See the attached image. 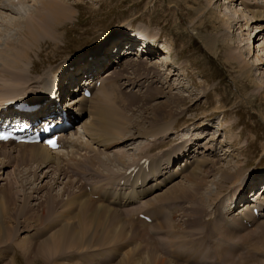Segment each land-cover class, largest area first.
Returning a JSON list of instances; mask_svg holds the SVG:
<instances>
[{"label":"rangeland","instance_id":"374dc122","mask_svg":"<svg viewBox=\"0 0 264 264\" xmlns=\"http://www.w3.org/2000/svg\"><path fill=\"white\" fill-rule=\"evenodd\" d=\"M41 1L0 0V86L6 84L4 89L8 91L7 93L5 90L2 92L7 96L17 91L22 92L24 88L19 87L25 83L27 85L28 82L29 85L24 86L28 88L26 90L28 92L34 90L38 86L34 83L41 82L43 77L62 72L65 67L62 64L65 62L77 61L76 58L80 55L88 50L92 51L93 48L107 41L113 43L128 37H137L138 40L143 39L154 45L158 44L162 50L155 54L156 58L151 62H159L161 68L160 65L142 62L129 65L127 68L123 66L112 76V80L115 81L113 85L119 86L120 83L117 81L125 79L122 82L129 85H131L129 82H132V87L122 84L115 92H112L108 88L107 81L106 88L104 87L101 93H95L96 96L102 93L106 95L101 97V101L96 98L95 107L102 108L104 112L102 123L107 121L115 126L112 130L117 133L112 135L118 141L112 146L113 148L109 145L105 146L104 143L102 145L97 140L93 142L90 136L86 135L83 129L84 124L89 125L92 120L93 122L96 120V124L100 121L87 111L79 120L77 126L79 132L75 133L76 136L74 133L70 134L73 135L71 138L75 139V143L78 142V146L66 143L60 153H53V155H59V160L54 164L56 162L59 164L61 161L62 166L60 167L58 165L55 168L54 164H46L48 166L45 165V168L44 165L41 166L35 161L25 166H18L23 149L21 147L20 150L14 147L9 148L8 145L0 146V151L9 150L6 155H0V161H6L7 156L11 155L15 162L3 169L0 177V180L3 179L0 181V197L7 195L8 190L9 193L14 194H11L13 203L9 206L6 218H0L6 227L4 237L7 241L0 242V264H9L10 260H15V264H48L49 260L51 261L49 264H57V261L58 264L59 262L62 264H125L126 262V264L135 262L153 264L151 262L154 257L178 264V257L181 259L189 255L188 251L179 250L182 245H193L191 242L193 232L196 235L193 238L195 243L205 238L208 239L194 247L199 257L203 256L207 248L205 245H208L211 247L208 255L212 252L213 256L218 255V263H222L225 257L228 264H264V222L261 223L262 220L257 224L252 223L253 229L238 227V230H235L239 225L237 221H233L234 223L228 221V228L224 225L226 223L218 221L220 216L234 219L229 217L230 210H227V200L230 197L235 200L241 191L236 188H241L247 182L243 177L250 176L251 178L252 175L264 173V28H262L264 20H258L257 13L252 12H264V0H215L210 3L208 0H63V3L72 5L74 10L69 20H66L58 29L53 27L51 21L47 24L36 19L40 16ZM246 3L250 8H246ZM13 4H21V9L19 10ZM33 18L36 21H32ZM30 22L34 23L38 29L36 40L28 37L27 27ZM162 45L166 46V51L163 50ZM23 50L28 52L26 59L24 58L26 52L23 53ZM20 51L23 53L21 54L22 59L19 58L18 63H15L17 58L14 57ZM97 65L98 63L95 64ZM79 66L81 67L82 64H77L76 69ZM240 66L243 67V71ZM15 76L19 80H16ZM44 81L48 83L47 80ZM137 82L140 84L134 86ZM130 91L138 93H130ZM21 92L17 96L22 95ZM174 95L180 96L178 102L183 105L180 103L181 106L177 107L172 104L170 108L165 109L169 104L168 98L171 99ZM91 106L88 108L90 109ZM158 108L164 109L158 111ZM169 111L173 114L170 115ZM121 123H124V128L120 125ZM91 128L93 129V126ZM163 131H167L165 139L162 138L163 134H160ZM190 134L201 136L196 142L198 141L197 143L202 146L205 145L204 148L207 151L203 149L201 152L204 154H202L203 158L207 159L205 162L208 161L209 164L202 166V174L200 171L189 174L192 168L186 175L187 177L183 176L173 185L178 184L175 191L179 193L173 194L169 205H167L168 200L163 201L162 198L170 193L173 186L157 194L158 196L148 203L150 206L155 204L156 207L167 206V209L176 215L174 220L170 221V217L167 220L164 216L155 224L156 228L152 223H148V228H146L137 221L136 215L134 217L123 216L120 211L117 213L118 210L108 205L90 200L88 193L84 191V184L80 182V177H84L83 181L89 177L87 179L89 181H85L86 184L95 188L96 184L112 181L113 177L125 171L126 165L133 163L140 155L147 152L155 153L152 150H156L154 147L157 142L170 141L164 143L165 147L160 149L163 154H166L165 152L177 143H172L171 139L177 137L178 142H182L196 137L192 135L181 138V136ZM214 136L216 140H213ZM154 141L157 142L154 144ZM161 147L163 145L157 146V148ZM181 147L180 150L183 148ZM210 147H214L215 152H212ZM25 151L28 154L29 149ZM90 157L93 158L94 165H84V163L88 164L87 160H90ZM55 158L58 159V156ZM99 159L102 162L97 161ZM24 161L29 162L28 155ZM78 162L80 166L75 167V163L78 164ZM71 166L80 171L76 173V178ZM59 169L62 170V177L58 175ZM33 171L39 174V179L36 181L33 180ZM225 171L241 175V180L233 184L225 182L224 177L229 174L225 176ZM198 174H200L199 193L205 196L208 202L204 215L201 214V221L198 219V222H195L197 216L192 217L189 209L192 206L190 200L192 195L181 194V190L178 191V189L185 190ZM138 177L140 178L139 175ZM257 178L262 179L261 175ZM24 179H26L25 183ZM26 181H31L32 184ZM113 181L116 182V180ZM11 183H13L12 188L9 186ZM90 183L93 185L91 186ZM218 185H222L223 189L219 191L221 195L216 196ZM230 187L235 188H232V193L227 195L226 190ZM233 189L236 190L233 191ZM34 190L36 193H33ZM108 192L109 190L106 189V193ZM139 192L144 195L145 190ZM51 195L60 197V199L55 212L53 211L50 215L46 206L47 199ZM208 198L210 200H207ZM220 200L224 205L222 210L225 213L223 214L215 209ZM23 202H27L28 207L21 211ZM84 202L85 205L89 204V208L93 211L96 209V212H100L102 206L109 209L110 214L109 212L108 214L111 215L113 226L119 227V232L123 230L126 233L125 240L123 242L115 240L112 245H102L104 231L101 226L105 224L106 229L110 228L111 226L106 222L110 218H96L93 221L95 218L81 215L82 211L84 212L81 209ZM69 203L70 205L72 203V207ZM136 204L138 202L133 203L132 206ZM148 212L151 213V211ZM164 221L172 224L170 232L173 233V237H178L173 242L180 243L179 247L170 242L172 237L164 238L167 236L165 235L167 232H163V230L167 231L163 227ZM235 222L238 224L234 225ZM79 223L87 224V226L82 224L84 228L87 227V230L83 229L84 232H82L80 226L79 229L77 228V233L80 234L84 245L91 246L89 250H68L67 257L65 255L64 259H61L60 255L53 259L51 254L40 253L39 246L45 240L65 226L79 225ZM150 229L162 231L161 237L148 236L146 233ZM228 232L233 233L230 235L231 238L224 236V233L228 234ZM237 232L239 233L236 234ZM112 233L113 231L109 230L106 240L111 238ZM200 234L204 238H201ZM234 235L239 238H235ZM241 237H243L242 240ZM213 239L217 242L213 243ZM24 240L31 243L27 262L19 253L17 246V243ZM98 240L99 244H97ZM231 240L232 244H229ZM238 243L242 244L238 250L239 253L245 249L243 245L247 243L255 254L253 256L251 254L242 256V254L236 259L235 252ZM162 244L167 247L166 255L160 253ZM63 245L64 243L61 244ZM120 247L123 249L117 252V248ZM219 250L222 253H219ZM229 254L230 256L226 257ZM112 255L113 259L110 261ZM128 259L131 261L129 262Z\"/></svg>","mask_w":264,"mask_h":264},{"label":"bare ground","instance_id":"6f19581e","mask_svg":"<svg viewBox=\"0 0 264 264\" xmlns=\"http://www.w3.org/2000/svg\"><path fill=\"white\" fill-rule=\"evenodd\" d=\"M77 1V0H76ZM211 1H215V0H208V3H210ZM218 1V0H217ZM19 3H21L22 4V2H19ZM41 3H42V7H40L39 9H40V16L39 17H36V19H38V21L40 20V22H42V23H47V24H49V22L51 21V24L53 25V27H57L56 29H58V28H60V27H62L63 25V23H65V21L66 20H69L68 18H70V16L73 14L72 12H73V10H74V8L72 7V5H68V4H66V3H63V0L62 1H59V0H42L41 1ZM21 4H13V6H15V7H17L19 10L21 9ZM253 6V5H252ZM246 8H250L249 7V4H247L246 3ZM14 11V10H13ZM16 12L17 13H19V11L18 10H16ZM252 12H254V14L255 13H257V15H256V17H257V19L258 20H264V12H262V11H252ZM15 13V12H14ZM72 13V14H71ZM22 14V13H21ZM226 17V16H225ZM227 18V17H226ZM36 19L35 18H33V20L32 21H36ZM31 23V22H30ZM29 23V25H28V27H27V30H28V37H30V39H33V40H36L37 39V31H38V29H37V27H35L34 26V23H31L30 24ZM30 25H32V26H30ZM264 25V24H263ZM262 28H264V27H262ZM264 30V29H263ZM140 41H143V44H145V43H148V44H150L149 42H148V40H140ZM30 44V43H29ZM162 47L164 48L163 50H165L166 51V46H164V45H162ZM168 49V48H167ZM22 51H20V52H17V55L14 57V58H17L16 59V61H15V63H18V60H19V58H21L22 59V56H21V54H23V53H25L26 52V55L24 56V58L26 59L27 57V55H28V52L26 51V50H23V53H21ZM158 53V52H157ZM117 56H120V54L118 53V55ZM149 60H150V57H149ZM25 62V61H24ZM138 62H142V63H146V64H156V66H157V62H155V63H149V61H148V59H134V58H131V59H127V60H123L122 61V63H119V65H118V67H120V69H118V70H113L110 74H107L105 77H103V79H102V84L99 86V88H94V93H93V95H91L89 98H84V97H82L80 94H78L77 96H79V97H77L76 98V100H75V97H73V99L74 100H72V101H70V100H67L68 101V103L66 104V106H69L71 109H72V113H74V110H75V112H77L78 113V116L79 115H81V113H85L86 111L88 112V113H92L93 114V116L94 117H96V119H99L100 121H99V123H97V124H100V125H97L96 124V120L93 122V120L92 121H90V123H89V125H87V124H84V127H83V129H85L84 131H85V133H86V135L89 137L90 136V138L93 140V142L95 141V140H97V141H100V144H102V143H104L105 144V146H111V148H113L112 146L114 145V144H116L117 143V138H113V135L115 134V133H117V132H115L114 133V131L112 130V129H114L115 128V126H113L110 122H107L106 121V118H105V121L106 122H101L102 120V117H103V111H102V108H99V107H95V104L97 103H95V101H96V98L97 99H99V101H101V97L103 96V95H105V94H99L98 96H96V94L95 93H101V91L104 89V87L106 86V83H107V81H108V84H109V90H111L112 92H115V90L117 89V87L119 88V86H122V84L123 85H129L128 83H125V82H122V80H125V79H121V81H117L118 83H120V85L119 86H116V85H113V83L115 84V81H113L112 79V76H114L118 71H120L122 68H123V66L125 67L126 66V68H127V66H131L132 64H135V63H138ZM14 63V64H15ZM255 64V63H254ZM84 68L85 69H87V70H83L84 72L83 73H79L78 71H76V73H78V75H80V77H77L76 78V80L78 79V81H76V83H78V82H81L83 79H84V76H85V74L86 73H89L90 75H93V73H95L96 72V68H94V69H89L88 68V66H84ZM240 68H241V70L243 71V67L242 66H240ZM126 70V69H125ZM75 73V74H76ZM17 76V75H16ZM15 76V77H16ZM12 78V77H11ZM46 79V78H45ZM44 78L41 80V82H36L37 84H39V86H38V88H40V86L41 85H44V84H46L45 83V80ZM8 80H9V78H8ZM16 80H19V79H17V77H16ZM13 81V80H12ZM44 81V82H43ZM122 82V83H121ZM162 82V81H161ZM4 83V82H3ZM34 83V82H33ZM76 83H74V81L72 80L71 81V83L70 84H72V85H69L70 87L69 88H73V87H75V86H77V84ZM129 83H131V85H130V87L132 86V82H129ZM117 84V83H116ZM140 83H136L134 86H138ZM6 87V84H3V86L1 87L0 86V101L2 100V101H7V100H9V99H13V97L14 96H16L17 97V95L21 92V91H17V92H14V93H11V94H9L8 96H7V94H5V93H7V91L4 89ZM25 88H27V87H25ZM25 88L23 89V91L21 92V94L22 95H24V92H25ZM37 88V87H36ZM106 88V87H105ZM122 88V87H121ZM28 89V88H27ZM35 89V88H34ZM42 89H44V87L42 88ZM100 89V90H99ZM6 91L5 93H3L2 91ZM38 90V89H37ZM41 90V89H40ZM40 90H38V92H41ZM60 90H61V92H63V91H65L63 88H60ZM108 90V91H109ZM26 92H28V90L26 91ZM112 92H111V94H112ZM133 93L134 92H136V91H132ZM132 92H130V93H132ZM3 93V94H2ZM136 93H138V92H136ZM37 94H39V93H35V96L37 97ZM61 94V93H60ZM94 96V97H93ZM106 96V95H105ZM105 96H104V98H105ZM15 97V98H16ZM172 98L171 99H169L168 98V103L169 104H167V106H166V108L165 109H167V108H170L171 107V105L172 104H174V106H181V104L178 102L179 101V98H180V96L179 95H174V96H171ZM107 98V97H106ZM108 99V98H107ZM90 100H92V101H90ZM75 101V102H74ZM71 102V104H69ZM89 102H91V103H89ZM88 103H89V105H88ZM75 104V105H74ZM90 105H92L91 106V108L89 109L88 107L90 106ZM183 105V104H182ZM99 106H101V105H99ZM74 109V110H73ZM164 108H158V111H161V110H163ZM52 110H55L54 108L52 109ZM98 111V112H97ZM167 112V111H166ZM169 114L170 115H172L173 113L172 112H170L169 111ZM86 115V114H85ZM93 116H92V118H93ZM114 118H115V116H113ZM104 118V117H103ZM112 118V117H111ZM117 119V118H116ZM107 120H108V118H107ZM119 120V119H118ZM120 122V121H119ZM102 123V124H101ZM124 124V123H123ZM123 124L121 123L120 125H122V128H124V126H123ZM119 125V127H121ZM91 126H93V129L91 128ZM113 131V133H111L112 131ZM123 130H125V129H123ZM77 131V130H76ZM113 134V135H112ZM74 136H76L75 134H74ZM194 138H197V140H199V136H197V137H194ZM61 139V141L62 142H65V143H70L71 145H73V146H75V147H77L78 145V142L77 143H75V139H73V138H71V137H69V135L67 134V135H65L64 136V138L62 139V138H60ZM102 139V140H101ZM214 139V138H213ZM74 140V141H73ZM78 141V140H77ZM191 142V140H184V141H179V142H177L176 144H173L172 145V148H170V149H168L165 153L166 154H163V155H167L169 152H172V156H169L168 158H167V161L168 162H170V160H173L174 158H175V156H178V155H180V154H184V153H186V152H190L191 151V148L189 149L187 146H192V144L191 143H188V142ZM96 142V141H95ZM82 143V142H81ZM184 144V146H182ZM3 145H5V147H6V145H8V144H0V146H3ZM33 146H31V147H29L28 145H20V146H10V147H14V148H22L23 150H21V153H20V159H19V161H18V166H21V165H23V166H25L27 163H34V161L35 162H38L39 163V165H44V167H45V165L46 164H49V163H54L55 161H58L59 160V155H57L58 153H60V150L59 151H49L48 149H46L44 146H42V145H40V144H32ZM103 145V144H102ZM158 145H163V147H161V148H157V146ZM80 146V145H79ZM164 146H165V144L164 143H158V144H156V146L154 147V149H163L164 148ZM183 148H182V147ZM9 147V148H10ZM182 148L181 150L179 149V148ZM17 149V150H18ZM27 149H29V152H28V154L26 153V151L25 150H27ZM106 149H108V148H106ZM1 150V149H0ZM12 150V149H11ZM16 150V149H15ZM20 150V149H19ZM79 150H81V149H79ZM210 150V149H209ZM9 151V150H8ZM8 151H0V155H6V153L8 152ZM13 153H14V150L12 151ZM20 152V151H19ZM64 152V151H63ZM62 152V153H63ZM12 153V154H13ZM53 153L55 154V153H57L56 155H53ZM8 154H10V153H8ZM97 154V153H96ZM27 155H28V158H29V162H25L24 160L26 159V157H27ZM58 156V159H56L55 157H57ZM96 157H98L97 155H96ZM163 157V156H162ZM17 159L19 158V157H16ZM91 158V157H90ZM152 158H155L153 161H152V163H150V165H149V168H157L158 166H160V165H162V164H164V163H166L167 161L165 160V161H163V162H161L159 159L161 158L160 157V155H158V154H156L155 156H153ZM13 156H7V160L6 161H0V177H1V175L3 174L2 173V170L3 169H5V168H7L8 166H10V165H12L13 163H15L13 160ZM76 159V158H75ZM98 159V158H97ZM101 159V158H100ZM97 160V161H101V160ZM204 159V160H203ZM16 160V159H15ZM83 160V159H82ZM87 160V159H86ZM205 160H207V159H205V158H203V156H201L200 158H196L195 160H194V162H193V164H192V167H190V170L189 171H191V169L193 168V170L189 173V171L186 173V174H184L183 176H186L188 173L189 174H191V173H196L197 171H200V174H202L203 173V171H202V169H203V165L204 166H206L207 164H209L208 163V161H207V163L205 162ZM33 161V162H32ZM70 161V160H69ZM73 161V160H72ZM88 162V164H85L84 163V165H94V161H93V158H91L90 160H87ZM109 162H111L110 160H108ZM71 162V161H70ZM77 162V161H76ZM102 162V161H101ZM189 163H190V161H188ZM187 162V160H185V163H183V164H181V166H183V165H186V163H188ZM60 163H61V161H59V164L56 162L55 163V168H57V166L59 165V167H60ZM74 163V162H73ZM136 163V162H135ZM37 164V163H36ZM76 165H74L75 167H78V166H80L79 165V162H78V164L77 163H75ZM138 164V163H137ZM137 164H134V165H137ZM38 165V164H37ZM104 166H106V165H104ZM40 167V166H39ZM75 167H73V166H71V168H72V171L75 173V176H76V173L78 174L80 171L78 170V168H75ZM101 167V166H100ZM46 168V167H45ZM64 168V167H63ZM92 168V167H91ZM85 169V168H84ZM89 169V168H88ZM96 171V170H95ZM50 172V171H49ZM61 172H62V170L61 169H59V172H58V175L59 176H61L62 174H61ZM87 172H90L89 170H87ZM30 173V172H29ZM60 173V174H59ZM73 173V174H74ZM94 173V172H93ZM96 173H97V171H96ZM222 173H223V171H222ZM227 173H229V172H226L225 171V173H224V175L225 174H227ZM57 174V173H56ZM69 174V173H68ZM159 174V172L158 173H156V174H154L153 176H156V175H158ZM200 174H198L197 176H195L194 177V179L192 180V182L190 183V186L189 187H187L185 190H182V189H178V191H180L181 190V194H191L192 195V197H191V201H192V206L189 208L190 210H191V214H192V217H196L197 216V218L195 219V222H198V219L201 221V219L202 218H200L202 215H204V210L206 209V205H207V202H206V199H205V196H203V195H201L200 193H199V188H200V182H199V176H200ZM57 175V176H58ZM82 175V174H81ZM84 175V174H83ZM108 175V174H107ZM139 175V174H138ZM146 175L147 174H145V177H146ZM171 175H173V174H170L169 175V177H171ZM258 175V174H257ZM256 175V176H257ZM59 176H58V179H59ZM97 176H98V174H97ZM110 176V175H109ZM114 176V175H113ZM183 176H182V178H183ZM226 176V175H225ZM62 177V176H61ZM187 177V176H186ZM227 177V178H226ZM226 177H224V179H225V182H229L230 184H233V183H235V182H238V181H240L241 180V175H237V174H232V173H229ZM64 178H65V175H64ZM67 178V177H66ZM81 178V181L80 182H82V184H84L85 186H87V184H86V180L87 179H89V177H87L84 181H83V179H84V177L82 176V177H80ZM181 178V179H182ZM37 179H39V174L37 173V171H33V180H37ZM2 181H3V179H1ZM0 180V181H1ZM25 180L26 179H24V183H25ZM114 180V177L112 178V181ZM32 181V180H31ZM29 182V181H26V183H29V184H32V182ZM87 181H89V180H87ZM246 181H248V180H246ZM11 182V181H10ZM178 182V181H177ZM16 183V182H15ZM88 183V182H87ZM91 184V186L93 185V183H90ZM175 184V183H174ZM174 184H172L171 186H173ZM246 184V183H245ZM255 184V183H254ZM253 184V185H254ZM12 185H13V183H11L9 186H11V188H12ZM83 185V187L85 188V186ZM108 185H110V184H108ZM240 185V184H239ZM26 186V185H25ZM170 186V187H171ZM170 187H168V188H170ZM177 187H178V184H176L175 186H173L172 187V189L169 191L170 193L169 194H167V195H164L163 196V198H162V200L163 201H166V200H171L172 199V197H173V194L174 193H179V192H177V191H175L176 189H177ZM83 188V189H84ZM94 188V187H93ZM153 187H150L149 189H152ZM168 188H166V189H168ZM230 188H235V187H230ZM247 189V187H239V188H236V189H241V191H239V194L237 195V197L235 198V199H238V198H241L242 196H245V194H243V189ZM108 189V188H107ZM165 189V190H166ZM217 189H218V194H216V196H219V195H221V193L219 192V191H221L222 189H223V186L222 185H218L217 186ZM236 189H233V191H235ZM33 190V189H32ZM142 190H145V189H142ZM142 190H139V191H142ZM164 190V191H165ZM250 190H251V188H250ZM11 191V190H10ZM85 191V190H84ZM139 191H137V192H139ZM164 191H162V192H160L159 194H161V193H163ZM11 192H14V191H11ZM137 192H131V194L128 196V197H126V196H122V197H120V195L118 194V195H116V196H108V198H105V196L104 195H100V201H97V203L99 202V203H102V204H104V205H108L109 207H111V208H113V209H116V210H118L117 211V213L120 211L122 214H123V216H130L131 217V215L132 214H134V211L133 210H130V209H122V208H120V206L122 205V204H125L126 203V201L128 200V202H130V199H134V198H136L137 196H139V195H141L140 194V192L139 193H137ZM32 193V192H31ZM33 193H36L35 192V190L33 191ZM88 193V195H89V197H90V193L89 192H87ZM105 193H106V191H105ZM144 194L146 193V190H145V192H143ZM166 193V192H165ZM232 193V192H231ZM11 194L12 193H9V190L7 191V195H5L4 194V196H2V197H0V218H6V216H7V214H8V211H9V206L11 205L12 206V203H13V200H12V198H11ZM106 194H109V192L108 193H106ZM158 194V195H159ZM12 195H14V194H12ZM158 195H156V196H154V197H152L150 200H152V199H154L155 197H157ZM15 197V196H14ZM72 197V196H71ZM74 198H75V196H73ZM72 197V198H73ZM161 197V196H160ZM235 197V196H234ZM159 198V197H158ZM14 199V198H13ZM36 199V198H35ZM59 199H60V197H57V196H54V197H52V195L50 196V198L49 199H47L48 200V202H47V206H46V208L47 209H49V211H50V215L53 213V211L55 212V209H56V207H57V205L59 204ZM87 199V198H86ZM92 198L90 197V200H91ZM124 199H126L125 201H124ZM26 200V199H25ZM93 200V199H92ZM149 200V201H150ZM207 200H210L209 198L207 199ZM84 201H86V200H84ZM94 201V200H93ZM149 201L148 202H145L144 204H141L140 206H139V209L140 210H138L137 211V215L139 214V212L140 213H145V211H143V210H146V208H148L150 205L148 204L149 203ZM235 201V200H234ZM69 202H70V200H69ZM96 202V201H95ZM180 202H184V201H180ZM247 202V204H248V202H251V201H249V200H247L246 201ZM24 204H23V208H22V210L21 211H23L25 208H27L28 207V203L27 202H23ZM67 203V202H66ZM225 203V202H224ZM68 204V203H67ZM66 204V205H67ZM81 204H83V203H81ZM95 205H96V203H94ZM69 205H70V203H69ZM92 205V204H91ZM71 207H72V203H71V205H70ZM74 206V205H73ZM81 206V205H80ZM224 205H223V203H222V201L220 200V201H218V203H217V205L215 206V209H216V211L217 212H222V214L223 213H225L223 210H222V207H223ZM64 207V206H63ZM90 207V205L89 204H86L85 205V202H84V205H83V207L81 208L82 210H84V212L82 211V214L81 215H83V216H89V217H91V218H95L93 221H95L96 220V218H110V216H109V214H110V211H109V209H107V208H105V207H103L102 206V209L100 210V212L98 213V212H96V209L93 211L92 210V208H89ZM99 207V206H98ZM237 207H239V206H237ZM236 207V208H237ZM242 207H245V206H242ZM67 208H68V206H67ZM188 208V207H187ZM224 208V207H223ZM65 209V208H64ZM99 209V208H98ZM167 209V208H166ZM63 210V209H62ZM61 210V211H62ZM67 210V209H66ZM89 210H92V211H89ZM167 210H169L170 211V221H172V219L174 220V218L176 217V215H174V214H172V212H171V210L170 209H167ZM227 210H229V208L227 209ZM21 211H20V213H21ZM108 212H109V214H108ZM111 212H112V210H111ZM158 214H156V220H157V223H158V221L162 218V217H166L167 218V214H166V211H163L162 212V210L161 211H159V212H157ZM202 214V215H201ZM49 215V216H50ZM116 215V214H115ZM211 215H212V219H213V208H212V211H211ZM230 215H231V212H230ZM229 215V217H231V218H234V219H226L224 216H220V218H218L219 220L218 221H222V223H226V224H224V225H226V228H228V225H227V223H228V221H230V222H233V221H238V220H240V221H242V219H248V220H253L254 219V217H253V215L251 214V209H244V210H242V211H240V213H239V215H238V217H235V215H231L230 216ZM49 216H48V218H49ZM82 216V217H83ZM99 216V217H98ZM51 217V216H50ZM262 217H264V216H262ZM52 218V217H51ZM118 218V217H117ZM84 219V218H83ZM106 220V219H105ZM114 220V219H113ZM155 220V221H156ZM167 220H168V218H167ZM81 221V220H80ZM92 221V222H93ZM81 222H84V221H81ZM111 227L110 228H108V229H106V227L104 226V225H102L103 223H100L102 226V230L104 231V238L101 240L102 241V245H105V246H107V245H109V244H114L115 243V240L116 241H124L125 240V234L126 233H124V231L122 230L121 232H119L118 231V229H119V227H115V226H113V224H112V218H110V219H108L107 221H106ZM262 222H264V220H262L261 221V223ZM87 223V222H86ZM84 224V223H79V225H74V224H71V225H67V226H65L64 228H62L61 230H59L58 232H56L54 235H52L51 237H49L47 240H45L40 246H39V251H40V253L41 252H44V253H46V254H48V255H50L51 254V257L54 259L57 255H60V257H61V259H64V256L67 254V251L68 250H71V249H77V250H81V251H83V250H89V248H91V246H89V247H87V245H89V244H86V245H84L83 244V242H82V239H81V237L79 236L80 234L79 233H77V228L78 227H80L81 226V228L82 229H80V230H82V232H84L83 231V229H85V230H87V227H85L84 228V226L82 225V224H84V225H86L87 226V224ZM95 223V222H94ZM96 223H97V221H96ZM105 223V222H104ZM156 223V224H157ZM194 223V222H193ZM234 223V222H233ZM236 223V222H235ZM190 224H192V223H190ZM197 224V223H196ZM229 224V223H228ZM232 224V223H231ZM238 223H236V224H234V225H237ZM187 225H188V223H187ZM186 225V226H187ZM233 225V226H234ZM155 226H157V225H155ZM159 226H160V224H159ZM171 226H172V224H167V222L166 221H164L163 222V227L165 228V229H167V231L166 230H163V232H167L165 235H167L166 237H164V238H167V237H172V241H170V242H172V243H175V242H173V240H177L178 239V237H176V236H174L173 237V233H171L170 232V228H171ZM230 226V225H229ZM89 227V226H88ZM99 227H100V225H99ZM175 227V226H174ZM219 228H221V227H219ZM232 228H234V227H232ZM236 228H237V226H236ZM254 228V227H253ZM252 228V229H253ZM79 229V228H78ZM91 228H89V230H90ZM222 229H224V228H222ZM231 229V228H230ZM88 230V231H89ZM109 230H111V231H113V233H112V236H111V238H109V239H107L106 240V237H107V234H108V232H109ZM121 230V229H120ZM249 230H251V229H249ZM8 231V230H7ZM94 231H96V229L94 230ZM102 231V232H103ZM4 232H6V227L4 226V223H3V221L0 219V242H2V241H6V238L4 237ZM87 232V231H86ZM86 232H85V234H86ZM158 233H159V235H158V237H161V232L162 231H157ZM185 232V231H184ZM222 232V231H221ZM116 233H119L118 235L116 234ZM149 233V232H148ZM176 234H178V232H175ZM201 233V232H200ZM225 233H226V231H225ZM224 233V236H228V237H232V236H230V235H232V234H229V232H228V234H225ZM239 232H237L236 234H238ZM83 234V233H82ZM81 234V235H82ZM84 234V237L86 236ZM182 234V233H181ZM197 234H199V233H197ZM222 234V233H221ZM90 235V234H89ZM116 235H117V237H116ZM179 235V234H178ZM201 235V234H200ZM205 235V234H204ZM88 236V235H87ZM149 236H151V237H157L156 235H154V234H150ZM182 236H184L183 234H182ZM191 236V235H190ZM196 235H195V232H193V234H192V236H191V242H192V244L193 245H182V246H180L179 244H178V242L177 243H175L176 245H177V247H179L180 246V250L179 251H182V250H186V251H188V253H189V255H185L186 257H182L181 259H180V257H178L179 258V263L178 264H212V259H213V263L215 262V263H217L218 264V255H215V256H213V252L210 254V255H208V253L210 252V249H211V247L210 246H208V245H205L207 248H205V250H204V252H203V256L202 257H199L197 254H196V252H195V246H199L200 244H202L203 242H205V241H207L208 239H204V240H202V239H200V238H197V239H199V240H202V241H200V242H197V243H195V241H194V237H195ZM235 236V235H234ZM189 237V236H188ZM206 237V236H205ZM238 236L236 235L235 236V238H237ZM86 238V237H85ZM85 238H83V239H85ZM201 238H204V236L202 237V235H201ZM234 238V237H233ZM239 238V237H238ZM87 239V238H86ZM96 239V238H95ZM184 239V238H183ZM243 239V237H241V240ZM198 240V241H199ZM94 241V240H93ZM197 241V240H196ZM234 241V240H233ZM238 241H240V240H238ZM7 242V241H6ZM167 242H169V241H167ZM167 242H165V243H167ZM217 241L215 240V239H213V243H216ZM241 242V241H240ZM62 243H64V245L63 246H61V244ZM116 243H118V242H116ZM187 243V242H186ZM29 244H31L30 242H28L27 243V241H21L20 243H17V246H18V249H19V253L21 254V256L24 258V260L27 262L28 261V257H29V250H31V246L29 245ZM97 244H99V240H98V243ZM188 244V243H187ZM229 244H232V240L230 241V243ZM64 246H65V250H64ZM101 246V245H100ZM4 248V247H3ZM2 248V249H3ZM13 248V247H12ZM15 249V248H14ZM17 249V248H16ZM121 249H123V248H117V252L119 251V250H121ZM0 250H1V246H0ZM12 250V249H11ZM130 250V249H129ZM18 251V250H17ZM73 251V250H72ZM101 251H105V249H101ZM185 251V252H186ZM2 252V251H1ZM71 252V251H70ZM183 252V251H182ZM160 253L162 254V255H166L167 254V247H164V244H162V248H161V250H160ZM219 253H222V251L221 250H219ZM1 254V253H0ZM42 254V253H41ZM80 254V253H79ZM83 254V253H82ZM133 254V253H132ZM90 255V254H89ZM111 255V254H110ZM69 256V255H68ZM81 256V255H80ZM91 256H93V254L91 255ZM131 256V255H130ZM134 256V255H133ZM213 256V258L211 259V257ZM228 256H230V254L229 255H227L226 257H228ZM235 256H236V252H235ZM242 256H246L245 254H243ZM66 257H67V255H66ZM99 257H101L100 256V254H99ZM171 257H173L172 255H171ZM69 258V257H68ZM70 258H72V257H70ZM93 258V257H92ZM96 258V257H95ZM39 259V258H38ZM89 259V258H88ZM113 259V255L110 257V261ZM72 260V259H71ZM78 260V259H77ZM90 260V259H89ZM96 260V259H95ZM223 261H224V263L225 264H228L226 261H225V257L222 259ZM63 261V260H62ZM82 261V260H81ZM128 261L130 262L131 261V259H128ZM143 261V260H142ZM159 262H162V263H159ZM49 263H51V261L49 260ZM48 263V264H49ZM127 263V262H126ZM125 263V264H126ZM143 262H135V263H132V264H142ZM151 263H153V264H172L171 262H169L168 260H166V259H163V258H157V257H154L153 258V261L151 262ZM9 264H15V260H10V263ZM56 264V263H55ZM57 264H58V261H57ZM59 264H62V263H60L59 262ZM64 264V263H63ZM121 264V263H120ZM122 264H124V263H122Z\"/></svg>","mask_w":264,"mask_h":264},{"label":"snow or ice","instance_id":"6c2138e0","mask_svg":"<svg viewBox=\"0 0 264 264\" xmlns=\"http://www.w3.org/2000/svg\"><path fill=\"white\" fill-rule=\"evenodd\" d=\"M0 138H4V137H0ZM50 144H51L53 147H56L55 141H50Z\"/></svg>","mask_w":264,"mask_h":264}]
</instances>
